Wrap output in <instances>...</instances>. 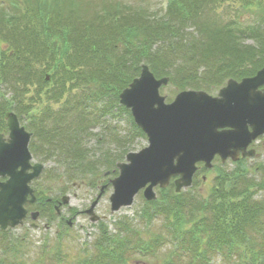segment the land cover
I'll list each match as a JSON object with an SVG mask.
<instances>
[{"label": "trees", "instance_id": "obj_1", "mask_svg": "<svg viewBox=\"0 0 264 264\" xmlns=\"http://www.w3.org/2000/svg\"><path fill=\"white\" fill-rule=\"evenodd\" d=\"M101 1L91 8L87 0H8V8L0 7V45L6 44L0 46V133L7 130V111L15 110L20 119L29 112V129L38 141L31 151L45 156L57 151L75 180L96 177L80 135L98 120L93 109L104 115L115 103L128 112L134 131L144 135L118 99L142 63L180 90H211L225 79L239 80L264 67V0H166L161 15ZM229 2L254 19H242L243 11L222 18L219 8ZM249 39L253 43H245ZM85 87L90 92L73 95ZM105 95L110 100L98 107ZM27 98L32 104L40 99L41 111L30 113ZM58 102V110L51 108ZM215 180L206 197L191 190L175 192L172 183L159 189L141 210L149 222L161 221L147 237L127 221L118 222L114 234L100 224L91 251L76 264H129L135 255L155 257L163 246L168 251L160 264L177 258L181 264H213L215 256L229 264H264V201L253 199L264 180H250L240 163L218 172ZM46 191L37 187L35 206L53 218L55 199L46 198ZM7 248L4 253H12ZM53 252L56 260L63 259L59 247ZM7 260L0 264H12Z\"/></svg>", "mask_w": 264, "mask_h": 264}, {"label": "water", "instance_id": "obj_2", "mask_svg": "<svg viewBox=\"0 0 264 264\" xmlns=\"http://www.w3.org/2000/svg\"><path fill=\"white\" fill-rule=\"evenodd\" d=\"M168 80L156 78L142 64L139 76L119 93L120 104L130 110L148 145L117 164L119 173L110 181L112 211L130 205L141 189L146 200L155 199L154 187L165 188L172 178L175 192L189 187L197 163L210 168L215 155L222 161L237 160L239 153L252 155V150L246 151L248 145L264 133V90H258L264 84V68L240 81L227 80L217 96L183 90L166 103L159 89ZM5 120L9 133L6 139L0 133V177L7 179L0 181V231L23 222L27 206L36 200L30 182L43 169L41 163L31 164V133L20 125L16 114L7 112ZM61 201L67 203L68 198ZM96 203L97 199L85 211L93 221Z\"/></svg>", "mask_w": 264, "mask_h": 264}, {"label": "rangeland", "instance_id": "obj_3", "mask_svg": "<svg viewBox=\"0 0 264 264\" xmlns=\"http://www.w3.org/2000/svg\"><path fill=\"white\" fill-rule=\"evenodd\" d=\"M92 7H97L101 4V0H87ZM104 1H119V3H126L128 5L141 7L151 15H161L164 11L166 0H104ZM0 7H9L8 0H0ZM236 3L229 2L225 8H219L218 13L222 18H231L239 11L242 13L243 9H237ZM242 19L249 17V21L254 18L249 15L247 11H243ZM190 31L192 29H189ZM245 43H253L250 39ZM5 49L6 44L0 45ZM146 63V62H144ZM147 64V63H146ZM203 71V70H201ZM168 77V76H167ZM229 79V78H228ZM225 79L220 84L204 90L212 96H216L218 90L225 85ZM91 90L94 91V85L91 84ZM189 89V88H186ZM184 90V89H183ZM88 89L85 87L73 95L80 96L86 93ZM181 90L170 81L160 87L159 93L165 96V102L173 101L177 93ZM2 92L7 95L10 94L8 88L4 87ZM90 92V91H88ZM31 94V93H30ZM34 94L31 97L36 100ZM31 98V99H32ZM73 98V97H72ZM110 100V97L104 96L100 101H97L98 107L103 106ZM27 105H31L32 101L27 98ZM112 101V100H111ZM119 104V103H118ZM62 104L58 102L51 105V108L58 110ZM40 99L32 104L30 113L41 111ZM16 114L15 110H10ZM93 112L98 114V120L88 125V129L80 132L82 139V147L87 151V157L96 165V177L87 175L82 179L75 180L73 172L65 164L60 153L55 151L51 156H45L44 153H33V162L43 164L44 168L40 176L34 180L31 187H44L47 191L45 197L55 199L61 204L59 207V214L54 212V217H46L38 208L30 205L28 207V214L23 220L22 224L8 228L5 236L0 235V260L6 257L7 262L12 264H76L83 252L91 251V246L97 235L99 234V225H106L107 230L114 234L118 230L117 223L127 221L138 231V234L147 237L148 234L156 233L158 231L161 221L160 219H153L150 222L141 216V210L145 207V198L142 195V190L139 191L130 205L121 206L118 210L112 211L110 208L109 197L113 192L111 180L117 177L118 168L117 163L126 162V155L130 152H138L148 145L145 135H140L134 131L130 124L128 112L121 110L118 105L114 103L111 112L100 115L101 112L93 109ZM29 112H25L22 118H19L21 125L26 131L32 133L29 129ZM17 115V114H16ZM52 122H49L51 124ZM48 124V125H49ZM31 124L30 126H32ZM4 137L8 136V131L4 130ZM38 141L31 137L29 148L32 143ZM41 146V145H40ZM253 148L254 145H252ZM42 147V146H41ZM43 149V148H42ZM256 154L253 157H246L239 163L246 169L247 177L253 182L260 183L264 180V148L258 146L255 148ZM239 163L232 162L230 159L220 161L215 158L212 161L210 169H201L198 171L195 181L187 188L192 192L206 197L210 189L215 184L218 172L225 170L231 171L235 169ZM105 185V187H104ZM103 192L97 198L101 189ZM156 195L159 194V188L155 187ZM68 198L67 203H62V197ZM97 199L94 207V213L97 216L96 220H91L90 215L85 211L90 207L91 203ZM253 199L257 201H264V187L258 188L253 195ZM54 206V205H53ZM54 209V208H53ZM56 213V214H55ZM13 244V245H12ZM60 244V245H59ZM12 249V253H4V247ZM59 247L60 257H54V252ZM164 247V246H163ZM158 251L155 257H143L135 255L129 259V264H160L161 259L164 258V253L168 251L163 249ZM44 250V251H43ZM55 259V260H54ZM182 259H174L173 264H181ZM213 264H229L224 263L219 257L215 256Z\"/></svg>", "mask_w": 264, "mask_h": 264}, {"label": "flooded vegetation", "instance_id": "obj_4", "mask_svg": "<svg viewBox=\"0 0 264 264\" xmlns=\"http://www.w3.org/2000/svg\"><path fill=\"white\" fill-rule=\"evenodd\" d=\"M258 89L261 90V91L264 90V84L260 85L258 87ZM252 145H254L255 148H257L258 146H262L264 148V134H262L257 140L253 141L251 143V145L249 146L250 149H254V154L253 155H255L256 154L255 148H253ZM244 158H246V157H244ZM244 158H242V159H244Z\"/></svg>", "mask_w": 264, "mask_h": 264}]
</instances>
